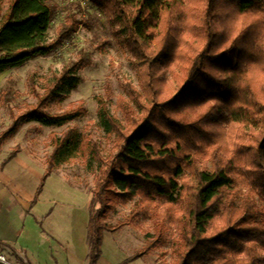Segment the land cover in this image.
Here are the masks:
<instances>
[{"label":"trees","instance_id":"trees-1","mask_svg":"<svg viewBox=\"0 0 264 264\" xmlns=\"http://www.w3.org/2000/svg\"><path fill=\"white\" fill-rule=\"evenodd\" d=\"M86 1L104 15L116 47L129 55L140 91L124 81L127 97L140 107L143 94L151 104L125 129L97 96L98 122L112 147L102 155L79 129L52 135L36 195L53 169L88 149L98 165L85 264H97L104 231L152 215L160 220L145 233V246L120 264L160 246L167 264H264V0ZM7 8L0 18V73L47 57L82 22L76 0L65 8L53 0H10ZM88 64V53L78 50L43 97L31 82L37 102L13 120L0 143L21 123L61 127L75 120L78 111L43 108L75 88L77 71ZM10 95L6 86L0 99L8 103ZM124 101L119 96L118 103ZM17 154L12 149L1 166ZM118 198H137V211L112 226L107 218ZM0 246L29 264L15 249Z\"/></svg>","mask_w":264,"mask_h":264},{"label":"rangeland","instance_id":"rangeland-1","mask_svg":"<svg viewBox=\"0 0 264 264\" xmlns=\"http://www.w3.org/2000/svg\"><path fill=\"white\" fill-rule=\"evenodd\" d=\"M53 1L58 6L65 8L67 2L71 0ZM76 1L81 5L79 12L77 9L75 10L82 22L71 39L63 41L47 57H33L18 67L0 73V92L7 86L11 93L8 103H4L0 99L1 135L14 122V119L22 112L30 110L37 102V98L31 91V82L35 91L43 97L48 82L53 75L62 69L67 59L75 60L77 51L80 49L87 52L89 57V64L77 71L80 80L76 87L69 90L67 95L57 100H50L43 108L51 113H62L68 110L78 111L75 120L67 122L61 127H47L36 121L21 123L13 136H8L0 143V161L12 149H15L21 154L20 161L27 164V167L21 168L13 162L7 168L11 184L20 190L32 191L37 187L41 179L40 176L46 169L45 160L53 149L52 135L59 136L69 128L79 129L90 140H95L100 148V153L106 155L107 149L112 147V138H106L99 125L97 96L104 99L110 113L122 123L125 129L132 126L131 120L144 116L146 114L145 109L151 104L146 102L143 94H141L142 100L140 102L142 104L140 107L136 103H131L122 83L128 81L135 89L139 91L140 89L136 74L134 70L132 71L128 61L129 55L116 47L111 33H109V25L98 8L86 0ZM9 2L10 0H1L0 18L5 15ZM57 25L58 22L56 21L49 32L51 39L55 38L54 31ZM173 84L171 87L175 90L178 82L173 81ZM119 96L125 100L121 102L123 104L118 103ZM125 104L129 106V109L124 110ZM97 165L98 162L90 159L89 151L86 149L83 155L70 159L64 165L53 169L46 178L39 195L44 206H39L42 207V209L39 208L38 213L40 215L34 214L36 220L42 219L40 218L42 212L45 214L50 210L49 215L43 223L38 222V224L33 222V217L28 216L24 230L27 236L58 234L53 242L54 246L56 244L59 255L54 254L53 258L44 257L40 260L42 263L56 264L54 259H62L66 250L64 241L71 239L68 233H81V228L83 232H86L89 201L93 191ZM136 201L137 198H118L115 201V206L110 210L107 223L116 226L119 222L130 218L132 212L137 211ZM41 210L42 212H40ZM133 219L137 223L135 226L124 224L115 232L104 231L101 255L98 258L99 264H120L128 256L139 252L145 246V233L152 228L155 219L160 220L159 216L154 215L149 219L142 216ZM168 226L172 228L175 225L168 223ZM172 231L174 232L175 229ZM73 243L75 244V242ZM162 249L164 248L161 246L160 248H153L127 264H167L169 256L168 254L160 256ZM0 253L6 257L9 263L19 264L9 249L0 246ZM18 257L25 263L20 255Z\"/></svg>","mask_w":264,"mask_h":264},{"label":"crops","instance_id":"crops-1","mask_svg":"<svg viewBox=\"0 0 264 264\" xmlns=\"http://www.w3.org/2000/svg\"><path fill=\"white\" fill-rule=\"evenodd\" d=\"M20 157L21 154L18 153L6 165L1 166L0 164V242L15 249L17 255H20L25 260V263L44 264L40 261L42 258H47V256L53 258L54 254L59 255V251L56 250V244L54 246L53 242L54 238L58 237V234L27 236L24 233L28 216L33 217L32 220L35 224H38V222L43 223L50 210L45 214L41 210L40 218L42 219L36 220L34 213L39 214V208L42 209L39 206H44L43 201L39 197L41 192L36 195L35 190L37 187L32 191H27L20 190L11 184V178L8 177L7 173L8 166L14 162L21 168L27 167L24 161H20ZM82 230L81 228V233H68L71 236V242L70 240L64 241L65 254H63L62 259H54L56 264L86 263L87 246L85 245L87 232ZM99 262L100 260L98 259L97 264Z\"/></svg>","mask_w":264,"mask_h":264},{"label":"built area","instance_id":"built-area-1","mask_svg":"<svg viewBox=\"0 0 264 264\" xmlns=\"http://www.w3.org/2000/svg\"><path fill=\"white\" fill-rule=\"evenodd\" d=\"M0 263L2 264H13V263H9L8 260L6 259V257L0 253Z\"/></svg>","mask_w":264,"mask_h":264}]
</instances>
